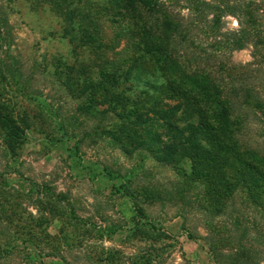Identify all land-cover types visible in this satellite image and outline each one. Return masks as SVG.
Here are the masks:
<instances>
[{
    "label": "trees",
    "instance_id": "obj_1",
    "mask_svg": "<svg viewBox=\"0 0 264 264\" xmlns=\"http://www.w3.org/2000/svg\"><path fill=\"white\" fill-rule=\"evenodd\" d=\"M63 1L68 8L63 17L70 19L72 11L77 14L76 7L70 5L73 0ZM107 1L120 7L127 24L118 26L109 43L99 42L96 47L120 44L123 56L103 57L98 82L106 93H98L97 99L92 86L87 91L91 101L103 105L96 110L81 105L82 112L94 120L84 132H97L127 156L147 151L155 161L181 174L183 184L194 183L193 200L203 214L202 238L215 264H264V0ZM226 16L233 19V26L225 25ZM85 26L82 21H69L62 27L63 34L68 28L80 29L79 44L93 45L95 36ZM243 47L249 59L229 57L232 50ZM73 69V64L63 63L56 72L67 75ZM135 72L161 79L119 84L132 81L129 76ZM73 79L80 87L73 92L77 98L89 83ZM66 80L62 82L67 86ZM119 85L120 90L112 91V86ZM16 117L0 100L4 153L12 152L14 142L24 134ZM73 147L76 151L78 144ZM183 160L189 162L188 171L180 165ZM6 171L14 170H0V264H161L145 248H136L134 256L119 255L120 247L82 236L69 242L63 234L60 240L46 229L50 218L61 212L74 224L80 219L65 192L29 178L35 187L21 191L2 179ZM134 179L130 176L126 181ZM199 180L207 184L209 199L202 194ZM174 181L176 186L182 184ZM124 189L141 224L156 228L149 213L136 203L133 191ZM175 192L178 198L190 199L186 189ZM167 193L145 186L142 196L149 203L164 204L172 199ZM139 227L135 223L133 229ZM93 230L101 233L106 227ZM89 245L97 250L87 252ZM74 251L76 255L70 257Z\"/></svg>",
    "mask_w": 264,
    "mask_h": 264
},
{
    "label": "rangeland",
    "instance_id": "obj_2",
    "mask_svg": "<svg viewBox=\"0 0 264 264\" xmlns=\"http://www.w3.org/2000/svg\"><path fill=\"white\" fill-rule=\"evenodd\" d=\"M66 5L63 0H0V100L14 115L17 113L16 120L24 131L21 139L14 142L12 152L4 153L0 126V170H14L2 173V179L21 191L34 180L38 185L46 182L56 191L65 192L80 219L74 224L54 208L59 216L53 215L46 229L60 240L63 234L69 242L82 236L86 241L120 247L123 252L119 255L134 256L136 248H145L150 257L162 260L161 264H215L202 238L203 214L193 200L197 191L194 183L183 184L181 174H175L168 164L155 161L147 151H134L127 156L97 132H84L94 120L82 112L81 105L87 104L90 110L103 105L91 101L92 96L87 94L91 86L97 95L106 93L98 82L103 57L114 60L123 56L120 44L105 48L96 47L97 43H109L118 26L127 23L121 18L120 7L107 0H73L70 5L76 7L77 14L72 11L70 19L63 17ZM184 10L183 7L181 11ZM83 14L89 17L80 19L78 15ZM69 21H82L86 32L95 36L93 45L79 44L80 29L68 28L64 35L62 27ZM234 24L226 16L225 25ZM229 57L245 61L249 59V51L246 47L235 49ZM63 63L73 64L75 70L67 75L62 70L56 72ZM75 77L89 83L77 98L73 92L80 87L73 82ZM152 78L160 80L161 76L135 72L129 76L132 81L119 84ZM63 79H67V86ZM121 85L112 86V91L120 90ZM180 165L188 171V160ZM130 176L135 179L128 183L126 179ZM175 179L182 184L176 186ZM198 185L209 199L211 193L205 181L199 180ZM145 186L168 191L172 199L164 204L149 203L142 196ZM124 187L133 191L136 203L149 213L156 228L141 224L142 218ZM185 189L191 200L188 196L186 200L178 198L179 192L174 193ZM135 223L140 225L138 229H133ZM97 226L106 227L105 232H97L101 236L93 230ZM87 248L89 253L97 250L93 245ZM75 252L69 256L76 255Z\"/></svg>",
    "mask_w": 264,
    "mask_h": 264
}]
</instances>
